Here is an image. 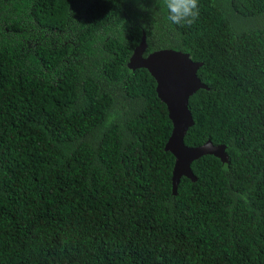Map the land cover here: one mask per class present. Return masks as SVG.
<instances>
[{
	"label": "trees",
	"instance_id": "obj_1",
	"mask_svg": "<svg viewBox=\"0 0 264 264\" xmlns=\"http://www.w3.org/2000/svg\"><path fill=\"white\" fill-rule=\"evenodd\" d=\"M0 0V264H264V0ZM145 35L202 62L172 195V124Z\"/></svg>",
	"mask_w": 264,
	"mask_h": 264
},
{
	"label": "water",
	"instance_id": "obj_2",
	"mask_svg": "<svg viewBox=\"0 0 264 264\" xmlns=\"http://www.w3.org/2000/svg\"><path fill=\"white\" fill-rule=\"evenodd\" d=\"M146 48L143 35L128 60L127 68L147 70L156 83L157 97L166 106L172 132L164 148L175 158L171 187L175 196L182 177L196 181L191 170L193 161L210 155L228 163V155L224 145H214L210 139L196 147H188L184 143L188 129L194 124L188 109L189 99L198 90L207 89L197 77L202 62H194L188 53L172 49H160L145 55Z\"/></svg>",
	"mask_w": 264,
	"mask_h": 264
},
{
	"label": "clouds",
	"instance_id": "obj_3",
	"mask_svg": "<svg viewBox=\"0 0 264 264\" xmlns=\"http://www.w3.org/2000/svg\"><path fill=\"white\" fill-rule=\"evenodd\" d=\"M165 18L173 25L190 27L200 16V0H162Z\"/></svg>",
	"mask_w": 264,
	"mask_h": 264
}]
</instances>
